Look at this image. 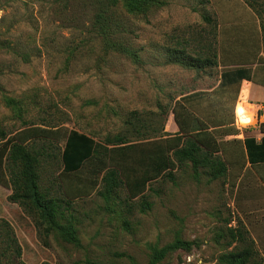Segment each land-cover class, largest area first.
<instances>
[{"label":"rangeland","instance_id":"1","mask_svg":"<svg viewBox=\"0 0 264 264\" xmlns=\"http://www.w3.org/2000/svg\"><path fill=\"white\" fill-rule=\"evenodd\" d=\"M258 48L264 0H0V264H263L227 156L250 87L244 125L217 87ZM71 130L97 150L64 173Z\"/></svg>","mask_w":264,"mask_h":264},{"label":"crops","instance_id":"2","mask_svg":"<svg viewBox=\"0 0 264 264\" xmlns=\"http://www.w3.org/2000/svg\"><path fill=\"white\" fill-rule=\"evenodd\" d=\"M252 66H254L252 69V73H254L258 69V65ZM262 69L264 70L263 66ZM225 78H229V76L227 75ZM237 84H241V89L244 84L250 87L247 98V103L249 105H261L264 108V80L254 81L252 79V81H239L231 76L228 80L223 81L220 76V82L217 87L236 86V92H233L232 89V91L226 95V104H228L226 109H229L231 106L236 107L240 102L243 92L237 89ZM172 123L169 125L170 132L176 133L179 128L174 122V115ZM263 124H252V126L246 128V131H242L238 128L239 132L229 135V138H233L230 147L235 149L238 148L239 152L236 154L235 150L232 152L229 151L227 156L232 163H230L229 170H231V173L236 172V178H238L234 188V195L238 197L241 203V209L240 212L237 210V214L240 216L243 225L249 232L252 242L256 245L259 255L264 260V182L261 177V170L264 169V162L250 164L244 146V140L246 138H253L256 143H260L261 139L264 137V132L260 130V126ZM235 125L237 124L235 123ZM196 127L200 128L199 126Z\"/></svg>","mask_w":264,"mask_h":264},{"label":"trees","instance_id":"3","mask_svg":"<svg viewBox=\"0 0 264 264\" xmlns=\"http://www.w3.org/2000/svg\"><path fill=\"white\" fill-rule=\"evenodd\" d=\"M257 38H258L257 46H262V41H263L262 38L260 37H257ZM261 53H263V56L261 55ZM212 57L213 59L210 61L211 66L216 65V62L214 60L215 57L214 56ZM263 57H264L263 50L258 48L256 52L255 60L253 63H251V65L263 66L264 65V62H262L264 60ZM245 71H246L245 69H237L228 74L222 73L221 78L224 81L225 76L228 75L229 77L232 76L234 79H238L239 81H242V80L252 81L250 76H248L247 72ZM174 121L179 128V132L182 133L184 131V125L177 118V114L175 112H174ZM194 127H191L190 131L198 133V131H200V128L196 126ZM260 130L264 132V124L260 126ZM195 143H198L199 145H202L205 148L206 147L209 148V145L207 143L205 144V142H203V140H200L199 138L195 140ZM244 146L246 150L247 159L250 164L264 162V137L261 139L260 143H256L253 138H246L244 140ZM11 147H12V151H15V150L23 151L24 150V148H20L16 144H13ZM96 148L97 146L95 142L90 137L86 136L85 134H81L76 131H73V130L69 131L66 136L64 147H63L62 154H61V161L63 165L62 172L74 173L80 170L82 166L84 165V163L96 153V150H97ZM24 160H25V165L27 164V168H29V164L26 162V159ZM157 165H160V168L166 167V164L163 163V160H160L159 164L157 163ZM166 168L169 169L170 165H168ZM108 173L116 174L117 171L113 169V170H109ZM24 181H26V189L29 191L28 195L36 203H39L40 198L38 197L36 193V189H35L33 182L27 177L25 178ZM149 181H151V179H147L146 181H144V183H148ZM0 183L5 185V182L3 180L0 181ZM138 186H139L138 182L135 181L134 187H138ZM15 187L17 186L14 183V188ZM14 194H15V190H14V193L11 196H9V199L11 200L14 199ZM9 242L12 243L11 245L15 246V251H17V256L19 257L20 249L16 243V240L13 239L12 235L9 237ZM179 245L184 246L185 244L179 243L178 246Z\"/></svg>","mask_w":264,"mask_h":264},{"label":"built area","instance_id":"4","mask_svg":"<svg viewBox=\"0 0 264 264\" xmlns=\"http://www.w3.org/2000/svg\"><path fill=\"white\" fill-rule=\"evenodd\" d=\"M252 107V120L254 121L253 125H260L264 123V108L263 106H256V105H250ZM236 124L238 123V119L235 117Z\"/></svg>","mask_w":264,"mask_h":264},{"label":"bare ground","instance_id":"5","mask_svg":"<svg viewBox=\"0 0 264 264\" xmlns=\"http://www.w3.org/2000/svg\"><path fill=\"white\" fill-rule=\"evenodd\" d=\"M242 99V98H241ZM242 103V102H241ZM240 102L236 105L235 107V117L238 119V123L240 125H244V124H250L252 121L247 118L246 114V110H244V107H239V104H241Z\"/></svg>","mask_w":264,"mask_h":264}]
</instances>
